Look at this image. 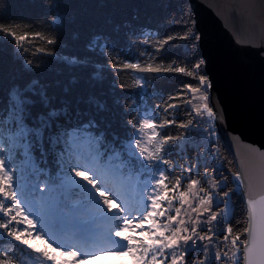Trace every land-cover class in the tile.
<instances>
[{
	"label": "snow or ice",
	"instance_id": "obj_1",
	"mask_svg": "<svg viewBox=\"0 0 264 264\" xmlns=\"http://www.w3.org/2000/svg\"><path fill=\"white\" fill-rule=\"evenodd\" d=\"M12 2L0 0V264H264V151L222 153L204 33L183 0H39L27 18L4 15Z\"/></svg>",
	"mask_w": 264,
	"mask_h": 264
},
{
	"label": "water",
	"instance_id": "obj_2",
	"mask_svg": "<svg viewBox=\"0 0 264 264\" xmlns=\"http://www.w3.org/2000/svg\"><path fill=\"white\" fill-rule=\"evenodd\" d=\"M189 4L204 33L202 47L214 84L212 103L224 113L221 141L233 157L249 145L264 151L256 47L264 42V0H189ZM237 35L253 46L237 45Z\"/></svg>",
	"mask_w": 264,
	"mask_h": 264
},
{
	"label": "trees",
	"instance_id": "obj_3",
	"mask_svg": "<svg viewBox=\"0 0 264 264\" xmlns=\"http://www.w3.org/2000/svg\"><path fill=\"white\" fill-rule=\"evenodd\" d=\"M167 2V0H166ZM173 3H175V0H172ZM183 7L185 9V13L190 14L194 17L192 10H191V6L189 4V0H183ZM42 11V7L41 4L39 3V0H37L36 3H32L30 2V0H13L11 7L8 9V11L6 13H4V15H20V16H24L25 18L30 17V16H34V15H38L40 14V12ZM158 15L159 13L156 11H149V12H142L141 16L142 19L147 22V23H155L156 20L158 19ZM65 39L67 41L68 44V52H76L77 48L75 47V45L77 43H79V41H74L72 39V34L71 33H66L65 34ZM122 79H124L125 81L131 83V77L129 74H124L122 76ZM178 84V81H174V80H166V81H160L158 83V87L161 90H168L171 89L174 85ZM221 151L223 154L227 155L229 159H232L233 156L230 153V151L226 148V146L223 144V142L221 141ZM241 203L240 201L237 199L236 201V205H235V210H234V216L232 218V222L236 223L237 221H239L241 219Z\"/></svg>",
	"mask_w": 264,
	"mask_h": 264
},
{
	"label": "rangeland",
	"instance_id": "obj_4",
	"mask_svg": "<svg viewBox=\"0 0 264 264\" xmlns=\"http://www.w3.org/2000/svg\"><path fill=\"white\" fill-rule=\"evenodd\" d=\"M34 243L39 247H44L40 241H34ZM85 264H131V262L127 256L116 257L114 255H105L86 261Z\"/></svg>",
	"mask_w": 264,
	"mask_h": 264
}]
</instances>
